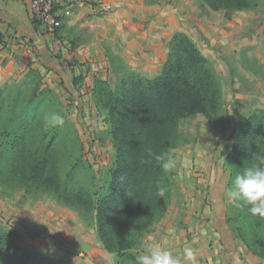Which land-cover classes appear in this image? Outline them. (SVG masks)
<instances>
[{
	"label": "rangeland",
	"instance_id": "rangeland-1",
	"mask_svg": "<svg viewBox=\"0 0 264 264\" xmlns=\"http://www.w3.org/2000/svg\"><path fill=\"white\" fill-rule=\"evenodd\" d=\"M156 2L173 7L178 26L181 25L170 23V40L175 32L184 29L182 32L196 42L219 73L223 111L214 120L198 114L181 122L180 130L187 142L174 152L179 159L190 160V165L184 168L177 164L173 176L177 194L164 216L145 234V254L149 244L165 241L174 256L183 253L184 246L193 237L187 230L188 213L182 202L192 198V208L200 210L203 224L215 234L208 247L217 245L225 264H264V233L254 239L248 228L240 235L230 227V220L239 215V207L226 195L229 170L222 155L223 147L234 139L238 123L252 109L264 110V30L261 31L264 0L257 9L241 10L243 15L232 17L231 14L229 18L222 10L209 9L202 0H141L145 5ZM62 3L57 6L60 22L57 42L46 40L50 54L58 50L60 57L51 60L59 71L40 66V58L32 55L33 64H28L21 74L0 79V125L8 117V108L2 106L9 103L12 86L16 84V92L27 96L29 88H33L28 71L38 70L41 87L53 91L64 106L68 121L76 128L80 147L74 148L71 156L79 158L87 176H93L96 186L100 187L107 178L113 147L107 125L95 108L92 89L96 78L107 79L113 86L120 76L115 69L122 71L131 67L120 55L125 47V35L116 31L121 21L138 13L139 8L128 0H111L110 6L90 0H63ZM204 23L209 25L210 33L202 32L200 25ZM82 40L97 41L100 54H106L108 62L109 56L115 58L116 66L101 65L103 57L97 58L96 67L74 56L68 57L78 48L77 41ZM155 72H145L142 76L152 77L159 71ZM5 165L6 161L0 158V223L6 230L18 231L21 249L34 248L73 264H117L116 255L107 252L98 238L93 214L65 204L49 191H27L18 179H6L2 171ZM84 177L79 170L77 179ZM198 179L202 180L200 184ZM240 225L246 227L244 223ZM169 227L174 228V236L168 235Z\"/></svg>",
	"mask_w": 264,
	"mask_h": 264
},
{
	"label": "trees",
	"instance_id": "trees-1",
	"mask_svg": "<svg viewBox=\"0 0 264 264\" xmlns=\"http://www.w3.org/2000/svg\"><path fill=\"white\" fill-rule=\"evenodd\" d=\"M202 2L229 18L235 11L257 9L261 0ZM109 57L110 66H116L115 58ZM51 68L59 71L58 66ZM114 72L120 76L113 86L107 79L96 78L92 89L113 147L103 185L96 186L79 158L71 156L80 147L76 128L53 91L41 87V75L35 69L28 71L33 85L29 94L16 92L15 84L9 103L2 106L9 113L0 125V158L6 161L2 170L6 179H18L27 191H49L65 204L93 214L98 238L107 252L116 255L117 264H137V257L146 252L145 234L177 194L175 169L163 171L149 150L175 153L174 149L186 144L180 130L184 119L198 114L217 119L223 111V90L210 59L182 31L173 34L158 74L145 77L128 67ZM47 108L64 116L63 126L44 127ZM233 134L222 151L229 170L227 189L236 175L258 164V157L264 155V110L252 109ZM79 170L85 176L82 180L77 179ZM158 186L165 188L163 196L157 195ZM238 207L239 215L229 222L231 229L243 235L248 228L259 239L264 218L251 215L248 206ZM18 239L15 228L6 230L0 223V264H73L34 248L21 249Z\"/></svg>",
	"mask_w": 264,
	"mask_h": 264
},
{
	"label": "crops",
	"instance_id": "crops-1",
	"mask_svg": "<svg viewBox=\"0 0 264 264\" xmlns=\"http://www.w3.org/2000/svg\"><path fill=\"white\" fill-rule=\"evenodd\" d=\"M62 1L55 0L57 15L59 11L58 3L63 4ZM90 1L101 3L104 6H110L111 2V0ZM128 1L138 7L139 12L121 21L120 26L113 24L117 26V31L115 30L117 34L122 35L124 33L123 35H125V47H123L120 55L126 63L130 64V68L141 75L151 71L157 73L167 58L166 46L171 36L169 25L173 22L178 26L174 9L163 2L145 5L141 4V0ZM235 15H243V12L235 11L232 13V17H235ZM33 21L30 0H0V79L21 74L28 64H33L32 55L37 59L40 58V66L42 67L55 66L52 60L58 57L50 54L46 44L49 36L44 34ZM208 26L206 23L200 25L203 33L211 32ZM120 29H122L121 32ZM263 30L264 23L261 26V31ZM77 44L78 48L68 54V57L74 56L75 59L86 61L91 67H96L97 58L101 57L104 58L101 65L105 66L109 63L106 54L101 55L102 51L97 50L99 48L97 47V41L85 40L83 42L82 40L81 42L77 41ZM262 62L264 63V59H262ZM198 181V184H200L202 180L198 179ZM186 182L194 185V182L189 179H186ZM193 204L192 198H186L182 202V206L186 208L185 211L188 213L186 221L190 227L187 230L193 237L184 246V249L187 245L192 247L197 264H225L219 255V247L215 244L214 247H208L210 238L213 239L215 234L207 224H203L201 212L192 208ZM234 264H238V262H234Z\"/></svg>",
	"mask_w": 264,
	"mask_h": 264
},
{
	"label": "clouds",
	"instance_id": "clouds-1",
	"mask_svg": "<svg viewBox=\"0 0 264 264\" xmlns=\"http://www.w3.org/2000/svg\"><path fill=\"white\" fill-rule=\"evenodd\" d=\"M45 128L63 126L64 116L56 111L45 113L42 117ZM155 161L163 171L170 172L177 168V164L187 168L190 160L179 159L175 153L164 152L151 153ZM259 163L246 167L242 174H238L232 181V186L227 189L226 195L229 201L237 206H248V212L264 218V155L258 157ZM165 188L158 186L157 195L163 196ZM169 236H174V228L167 230ZM137 264H197L195 253L190 245H187L182 254L173 255L166 247V241L151 243L148 252L137 257Z\"/></svg>",
	"mask_w": 264,
	"mask_h": 264
},
{
	"label": "built area",
	"instance_id": "built-area-1",
	"mask_svg": "<svg viewBox=\"0 0 264 264\" xmlns=\"http://www.w3.org/2000/svg\"><path fill=\"white\" fill-rule=\"evenodd\" d=\"M55 6V0H30V11L34 22L38 24V27L44 34L49 36V39L57 42L56 35L60 27V22ZM57 51L56 49L53 55H55ZM56 56L60 57L58 53Z\"/></svg>",
	"mask_w": 264,
	"mask_h": 264
}]
</instances>
